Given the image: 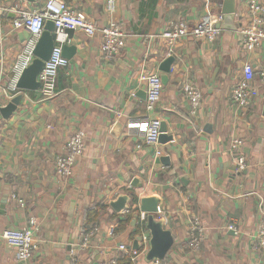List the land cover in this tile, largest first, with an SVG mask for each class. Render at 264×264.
I'll return each instance as SVG.
<instances>
[{
    "label": "crops",
    "instance_id": "obj_1",
    "mask_svg": "<svg viewBox=\"0 0 264 264\" xmlns=\"http://www.w3.org/2000/svg\"><path fill=\"white\" fill-rule=\"evenodd\" d=\"M19 1L2 0L9 10L0 17L2 89L9 86L27 41L25 31L12 27L17 15L10 8ZM46 1H29L27 7L35 10ZM65 1L96 27L114 19L129 37L120 55L106 60L99 34L88 37L77 31L68 36L63 47L76 51L67 52L70 66L59 74L56 97L44 100L40 90L21 91L23 100L9 119L1 109L11 100L0 90V233L27 228L31 218L39 227L30 262L19 261L16 251L0 240V264H120L126 255L118 247L133 250L137 237L150 238V233L139 220L135 227L136 212L123 231L116 230L142 199L153 197L161 210L156 218L167 219L166 229L174 237L160 264H264V251L254 249L264 213V43L246 52L239 33L230 30L213 43L188 38L172 49L151 39L172 22L184 20L194 27L208 13L215 19L225 16L226 9H235V22L242 23L247 0H118L113 17L105 0ZM169 59L168 82L156 111L148 115L143 77L162 78ZM246 63L254 67V95L248 108L239 109L232 92ZM188 81L203 97L196 116L183 92ZM150 117L161 119L173 141L144 144L143 121ZM78 131L87 135L84 155L73 176L61 178L56 158ZM236 139L248 162L241 173L231 150ZM139 183L142 187L135 188ZM121 196L129 197V210L116 213L110 205ZM97 207L104 210L91 229L94 236L88 247L80 248L86 213ZM196 223L204 239L194 251L187 243ZM137 228L141 234L133 237ZM147 251L133 263L155 264L146 262Z\"/></svg>",
    "mask_w": 264,
    "mask_h": 264
},
{
    "label": "built area",
    "instance_id": "obj_2",
    "mask_svg": "<svg viewBox=\"0 0 264 264\" xmlns=\"http://www.w3.org/2000/svg\"><path fill=\"white\" fill-rule=\"evenodd\" d=\"M106 9L110 16L116 13L118 0H105ZM29 0H20L15 3L10 11L16 13L17 17L13 21L14 31H26L29 37L23 46L12 67V79L7 89L0 90L4 93L3 98L10 101L22 92L17 88L18 81L23 72L30 67L35 59L34 51L38 41L44 31L46 21L55 23V47L48 62L39 75L41 83V96L44 100H52L57 95V83L59 74L62 70L70 66V61L63 54V45L68 42V31L83 32L88 37H94L99 34L102 38L101 55L106 60H111L120 55L125 48L129 35L124 27L114 19L103 27H96L89 20L83 11H77L70 8L65 0H47L45 4L35 10L27 7ZM248 16L239 23L237 29L242 41V46L246 52H255L260 49L264 43V0H247L246 5ZM9 11L2 0H0V17L3 13ZM225 17L219 15L214 18L208 13L194 27H191L187 21L178 20L172 22L159 35L152 36L153 40H161L165 45L172 49L177 43L184 39H194L196 41H208L213 43L219 39L224 30L219 26L224 22ZM1 38V36H0ZM147 83L146 111L152 115L160 103L163 93V83L159 75L149 74L143 77ZM254 67L246 63L243 69V75L235 85L232 92V102L239 109H246L250 106L253 98ZM261 87L264 88V72L260 76ZM184 95L191 107V114L196 116L202 105V93L200 89L192 82L183 84ZM162 121L158 118H148L143 121L144 144L146 146H158L161 136ZM87 135L84 131L74 133L68 140L62 154L55 161L57 173L61 178H70L73 176L77 162L83 157L86 149ZM241 141L236 139L231 144V150L237 157V171L244 172L248 168V162L241 155ZM15 199V197H12ZM23 205L22 201H19ZM158 214L161 210L158 207ZM144 214L138 219L140 225L145 223ZM162 220H167L162 218ZM235 230L234 227H230ZM39 227L35 218H31L29 226L21 229H8L0 233V240L4 244L16 251L17 259L21 262H30L34 252L37 249L36 235ZM94 236V230H82L80 234V248H86ZM140 253L128 249L125 245L118 247L121 253L126 256L132 255V261L136 260L149 247L150 238L146 235L141 236ZM204 239L203 230L196 223L191 226L189 249L197 251L200 249ZM254 249L264 251V213L259 224V231L254 243ZM160 264V262H154ZM109 264H117L116 260Z\"/></svg>",
    "mask_w": 264,
    "mask_h": 264
},
{
    "label": "water",
    "instance_id": "obj_3",
    "mask_svg": "<svg viewBox=\"0 0 264 264\" xmlns=\"http://www.w3.org/2000/svg\"><path fill=\"white\" fill-rule=\"evenodd\" d=\"M29 1L35 2L36 0ZM224 14V22L219 26L223 30L237 31L240 24H237L235 22V9H226V11H224ZM73 33V31L67 32L68 36H71ZM23 35L25 37V40L28 39L29 34L26 31ZM54 47L55 23L49 20L46 21L44 31L35 48L34 61L30 65V67H28L23 72L18 81L17 88L20 91L36 92L40 90L41 83L39 82V75L41 74L45 63L49 61ZM68 51L74 53L76 49L64 46L63 54L66 58L71 57V55L67 54ZM172 64L173 59L167 60L164 64L162 71L165 73V75H163L161 78L163 84H166L168 82V74H170L171 72ZM22 100V95L16 96L7 106L2 108L1 114L3 118L9 119L10 116H12L18 110V106L20 105ZM167 132L168 129L166 125L162 124L161 136L159 139L160 144H166L173 141V136L167 135ZM162 163L164 165H168V159L162 158ZM135 182L137 183L138 181ZM134 187L139 189L142 187V185L139 183V186ZM128 202V196H121L116 201L112 202L110 206L116 213H122L129 210V207H127ZM158 206L159 200L155 197L142 199L140 201L139 207L135 209V219L133 220V224L135 223L136 227L137 220L141 217V215L144 214L146 216L144 229L145 231H148L150 233L149 248L145 255V260L148 263L163 262L167 258L171 248L174 245V237L172 232L166 229L164 220L156 218V214H158ZM141 240L142 237L138 236L134 241V251H139L141 249Z\"/></svg>",
    "mask_w": 264,
    "mask_h": 264
},
{
    "label": "trees",
    "instance_id": "obj_4",
    "mask_svg": "<svg viewBox=\"0 0 264 264\" xmlns=\"http://www.w3.org/2000/svg\"><path fill=\"white\" fill-rule=\"evenodd\" d=\"M137 201V199H135ZM104 210L103 207H97V209H91L86 213V226L83 227L84 230H91L98 222L100 217V212ZM132 212H136V210H133L128 215V220L124 223H122L118 230H116V233H119L124 230L125 223H128L129 220H133V214ZM139 234H141V231L139 228H137V233L132 234L133 237H137ZM132 255L126 256L122 261H119L120 264H134L132 261Z\"/></svg>",
    "mask_w": 264,
    "mask_h": 264
}]
</instances>
